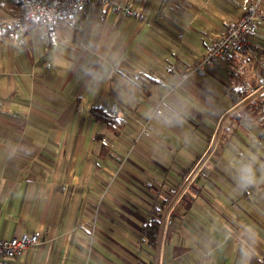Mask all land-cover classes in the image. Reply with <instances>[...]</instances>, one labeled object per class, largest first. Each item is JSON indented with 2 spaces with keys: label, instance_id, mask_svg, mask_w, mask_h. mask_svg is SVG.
<instances>
[{
  "label": "crops",
  "instance_id": "obj_1",
  "mask_svg": "<svg viewBox=\"0 0 264 264\" xmlns=\"http://www.w3.org/2000/svg\"><path fill=\"white\" fill-rule=\"evenodd\" d=\"M250 1L108 0L53 36L40 24L0 35V236L45 231L20 261L259 264L264 21L254 55L232 51L169 92ZM163 204L151 242L142 227Z\"/></svg>",
  "mask_w": 264,
  "mask_h": 264
},
{
  "label": "built area",
  "instance_id": "obj_2",
  "mask_svg": "<svg viewBox=\"0 0 264 264\" xmlns=\"http://www.w3.org/2000/svg\"><path fill=\"white\" fill-rule=\"evenodd\" d=\"M15 2L14 9L7 13L0 12V35L14 31L23 32L31 24H40L45 26L47 32L53 36L57 21H69L78 16L87 5L106 3L108 0H15ZM261 2L262 0H251L240 16L225 20L222 32L210 39L204 51L189 66L180 70L169 92L182 87L192 78L204 76L209 66L224 59L232 51L254 55L251 36L256 33L258 22L264 21V12L260 11ZM113 8L125 14L131 13L128 5H116ZM263 91L264 72L251 95H257ZM161 101L162 99L154 107V112L161 113ZM117 174L118 170L112 171L111 180ZM44 237L45 231L22 232L9 238L0 236V264H24L18 258L28 247L40 244ZM258 261L259 264H264V253L260 255Z\"/></svg>",
  "mask_w": 264,
  "mask_h": 264
},
{
  "label": "trees",
  "instance_id": "obj_3",
  "mask_svg": "<svg viewBox=\"0 0 264 264\" xmlns=\"http://www.w3.org/2000/svg\"><path fill=\"white\" fill-rule=\"evenodd\" d=\"M241 93H243V92L241 91ZM90 112L94 115L95 119L103 121V122H109L111 120H115L116 119L115 117H113L109 113H106L105 111H103L101 109L94 108V107L90 108ZM139 132L140 133H138V135H148V131L143 129V128ZM122 159H121L122 160L121 162L123 164L124 160H126L127 157L126 156L122 157ZM165 204L161 205L160 207L155 206V205L153 207H151V209H152V217L148 220L146 225H143V227H142L143 228L142 229L143 230V234L151 242H154V240L157 237L158 227H159V220L161 218L163 209H165Z\"/></svg>",
  "mask_w": 264,
  "mask_h": 264
},
{
  "label": "rangeland",
  "instance_id": "obj_4",
  "mask_svg": "<svg viewBox=\"0 0 264 264\" xmlns=\"http://www.w3.org/2000/svg\"><path fill=\"white\" fill-rule=\"evenodd\" d=\"M72 20V19H71ZM145 128V127H144ZM145 130L149 131L148 128H145ZM150 132V131H149ZM148 136H149V133H148ZM138 137V138H137ZM136 139L137 141L139 140L140 137H144V136H141V135H137ZM129 153V152H128ZM127 157H128V154H127Z\"/></svg>",
  "mask_w": 264,
  "mask_h": 264
}]
</instances>
